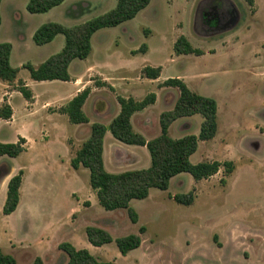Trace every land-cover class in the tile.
<instances>
[{
  "label": "rangeland",
  "instance_id": "374dc122",
  "mask_svg": "<svg viewBox=\"0 0 264 264\" xmlns=\"http://www.w3.org/2000/svg\"><path fill=\"white\" fill-rule=\"evenodd\" d=\"M28 1L14 0L19 16L12 33L16 40L23 36L31 43L32 49L22 57L31 65L61 52L65 46L61 35L53 46L38 48L33 35L39 27L49 23L74 27L106 14L117 5V0H68L49 13L31 15L26 9ZM4 16L14 18L9 8H4ZM180 36L187 37L204 55L177 56L174 43ZM143 44L149 47L148 54L132 56ZM16 46L19 58L22 52L17 43ZM92 48L86 60L76 59L72 63L71 76L76 78L89 66L97 65L102 74L126 69L137 78L145 66H161L163 81L183 79L197 94L216 99L218 136L199 142L191 162L232 161L235 171L226 176L221 168L215 176L199 182L188 173L176 176L167 191L152 189L148 198L130 203V208L139 215V222L133 224L127 210L106 211L99 204L90 187V171L86 170L75 191L77 198L83 200V208L77 222L69 227L71 230H65L62 239H57V246L46 251V264L67 263L66 254L59 249L64 242H72L77 249L88 246L97 259L115 264H264V0H151L135 19L97 32ZM23 77L32 83L38 103L52 92L73 91L72 83L51 87L31 81L27 72ZM144 83L141 92L155 88L150 81ZM12 103L19 112L25 99L16 93ZM87 112L92 120H98L92 102ZM106 122V119L98 121L103 125ZM202 122L201 115L180 119L171 137L198 136ZM187 123L189 129L185 127ZM148 136L157 137L153 133ZM117 143L120 149L108 148L106 154L108 172L150 168L151 157L146 148ZM193 189L196 198L191 206L174 201V196ZM60 199L59 189L37 197L42 205L49 201L50 207ZM57 206L58 216H64L65 205ZM14 226L21 231V224ZM91 226L107 231L114 240L140 235L142 244L127 256L120 254L115 242L91 246L86 235V228ZM141 227L146 228L144 234L139 232ZM5 244L0 241V248L16 257L19 264L34 261L33 252L25 247L13 246V255Z\"/></svg>",
  "mask_w": 264,
  "mask_h": 264
},
{
  "label": "trees",
  "instance_id": "16d2710c",
  "mask_svg": "<svg viewBox=\"0 0 264 264\" xmlns=\"http://www.w3.org/2000/svg\"><path fill=\"white\" fill-rule=\"evenodd\" d=\"M66 0H29L27 11L30 14H45L50 10L62 5ZM2 0H0L1 4ZM151 0H117L116 7L96 18L83 24L66 27L57 23H49L39 27L33 35V41L37 46H44L62 35L65 38L63 50L51 56L46 62L38 67L31 64L24 65L30 77L35 82L63 81L70 82L69 66L76 59L86 60L92 53V37L98 31L106 28L120 26L137 17V15L150 4ZM1 25V16H0ZM12 45L0 44V79L20 92L24 99L34 102L31 89L18 79L19 70L10 64ZM148 52V46L143 44L132 54L144 55ZM176 55L203 56L200 49L192 46L185 36H180L174 44ZM142 77L156 80L160 78L161 67L145 66L142 69ZM162 87H172L179 90V98L171 111L160 116L161 134L147 141L144 136L134 131L131 118L140 111L156 102V95L151 93L143 100L119 96L118 102L121 107L119 115L113 119L109 127L94 123L91 126L89 139L76 152L72 159V167L78 170L80 167L90 171V187L96 192L99 204L106 211L125 209L128 211L133 224L139 222V215L130 208L133 200H144L150 196L152 189L167 191L173 178L188 173L196 181L209 179L224 169L225 175L230 176L235 171L232 161H206L198 164L191 162V157L197 152L199 142L213 140L218 133V103L214 98L205 97L193 92L181 79H168ZM90 94L85 89L75 96L59 112L66 114L72 124H87L89 119L83 111V106ZM13 109L7 98L0 106V120L9 121L13 117ZM201 115V124L198 136L187 135L180 139H172L169 136V128L173 122L185 117ZM119 142L129 146L145 147L151 157V166L148 169L126 171L118 174L110 173L104 165V137L107 131ZM26 150V140L20 138L17 143L4 144L0 142V158L7 156L18 157ZM23 172L13 177L8 185V196L3 212L5 215L12 214L20 201V187L22 185ZM224 183V180H221ZM195 189L185 195H176L174 201L184 206H191L195 201ZM140 234L146 232L145 227L139 229ZM87 239L94 247H102L115 242L120 254L127 256L130 252L140 248L142 238L140 235L113 239L105 230L98 227L86 228ZM68 261L66 264H115L114 262L101 261L86 249H77L73 244L64 242L59 245ZM0 264H19L11 255L0 249ZM32 264H45L41 258H36Z\"/></svg>",
  "mask_w": 264,
  "mask_h": 264
},
{
  "label": "crops",
  "instance_id": "0c3cea01",
  "mask_svg": "<svg viewBox=\"0 0 264 264\" xmlns=\"http://www.w3.org/2000/svg\"><path fill=\"white\" fill-rule=\"evenodd\" d=\"M67 1L68 0L65 2ZM191 1L195 2V0ZM4 8H9L10 12L13 13L14 18H6V16H4ZM51 11L52 10L49 12ZM141 12L139 14H141ZM0 16V44L10 43L12 45L10 64L12 67L19 70L18 79L14 85H17L18 81L21 80L26 85H29L28 87L34 95V102L29 103L25 100V105H22L23 108L17 112L12 103V98L14 94L21 93L12 89L8 83L0 79V106H2L5 98H7L14 113L11 120H0V142L4 144H11L17 143L20 138L26 140V150L18 157L10 158L4 156L0 158V241H4L6 243L5 247H9L12 254L13 250L11 248L13 246L17 249L25 247V250L33 252L35 257L34 260L39 257L46 264V251L53 250L57 246L56 241L57 239H62L65 235V230H71L69 227L71 225L73 226L75 222H77V215L80 213V209L83 208V200H79L77 198V193L75 191L76 187L82 184V174L88 169L83 167H80L78 170L74 169L72 167V159L75 157L76 152L89 139L92 124L98 123L101 119H106L107 122L104 126L107 128L109 127L113 119H115L121 111V107L118 102L119 96L124 98H133L140 101L147 95L154 93L156 95V102L153 105L148 106L143 111L135 113L131 118V122L134 131L144 136L147 141L155 139L148 138V135L153 133L154 137L155 135L158 137L161 134L158 127V125L160 126V116L164 112L173 110L180 93L176 88L162 87L165 81L161 79L163 73V67L161 66L162 72L160 78L150 80L142 77V75L137 78L132 77L130 76L131 72L125 71L126 69H123L124 71H108L111 74L116 75L113 77L111 74L99 73L100 69L97 65H94L89 66L76 78L70 75V82H41L47 83L49 84L48 86L51 87L60 85L64 86L67 83H72L73 91L69 94L52 92L41 103H38L36 93L32 89V83L28 81L26 77H23V74L26 72L30 77L29 71L23 68L24 65L27 64L25 62L26 60L23 58L25 53L32 49V45L28 39L23 36L19 39L20 41L16 40L12 33L13 28L16 26L14 23L16 20L15 18H18L19 16L17 9L14 6V0H2L0 4ZM4 30L5 32L7 30L6 34H4L5 32L3 33ZM30 34L33 35L32 33ZM59 36H57L53 42L37 47L43 49L45 47L53 46ZM94 36L95 34L93 37ZM16 43L19 45L20 52H22L21 57L19 58L16 56ZM148 52L144 55H147ZM53 55L55 54H52L51 56ZM131 55L134 56L133 54ZM51 56L42 58L39 64H35L33 66H40ZM74 61H72V63ZM72 63L69 66V73ZM95 77L97 79L94 80ZM31 81L33 80L31 79ZM148 81H150L149 84L155 86V88L141 92L142 86L145 84L144 82ZM186 84L189 87V84ZM85 89H89L90 94L83 106V111L90 122L87 124H72L69 117L66 114L60 113L59 109L66 106L75 96ZM91 102L93 106V113L97 116L98 120H92V118L88 115L87 108ZM179 120L180 119L176 120L170 126V137L172 129L176 126V124H178ZM185 127L186 129H189L190 124L187 123ZM110 136H112V134L108 130L104 137V165L107 171L106 154L108 152V148L113 149V151L120 149L117 147V142L119 141ZM107 141L109 143L108 146H106ZM20 172H23V180L20 187V201L18 207L12 214L5 215L3 209L7 201L9 182ZM53 189H59V193L62 196V199H60L58 203H60V206L65 205L66 213L64 216L59 217L57 214V211H59L56 208L58 207V203H53V207H50L49 201L47 204L42 205V201L40 202L37 200V197L39 196L44 194L49 195ZM88 190L89 189H87V191ZM74 200L76 201L74 202ZM45 209L48 210L44 212ZM16 223L18 226L21 224V231L19 232L14 226ZM87 242L90 244L88 239ZM0 249L4 252L2 248ZM83 249L88 251L90 250L88 246L83 247ZM14 258L16 259V257Z\"/></svg>",
  "mask_w": 264,
  "mask_h": 264
}]
</instances>
